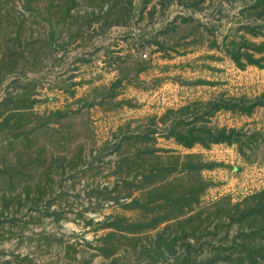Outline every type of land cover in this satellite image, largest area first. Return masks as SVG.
Listing matches in <instances>:
<instances>
[{"label":"rangeland","instance_id":"1","mask_svg":"<svg viewBox=\"0 0 264 264\" xmlns=\"http://www.w3.org/2000/svg\"><path fill=\"white\" fill-rule=\"evenodd\" d=\"M0 264H264V0H0Z\"/></svg>","mask_w":264,"mask_h":264},{"label":"trees","instance_id":"2","mask_svg":"<svg viewBox=\"0 0 264 264\" xmlns=\"http://www.w3.org/2000/svg\"><path fill=\"white\" fill-rule=\"evenodd\" d=\"M253 107H254V106L249 107V108H248V111H251V110L253 109ZM243 109L247 110V108H243ZM224 133H225V132H224ZM224 133H223V132L218 133V134H217L216 141H215L214 143H232V142H233L232 137H228V136H226ZM189 139H191V138H189ZM191 142H192V144H191V143L188 144L187 147H193L194 144H197V143H198V140H197V139H195V140H191ZM123 163H124V162H123ZM128 165H129V164H128ZM117 168H118V171L116 172L117 174L120 173V171H123V170L125 169L124 166L121 168L120 165H118ZM159 173H161V172H159ZM171 173H173V172H171Z\"/></svg>","mask_w":264,"mask_h":264}]
</instances>
